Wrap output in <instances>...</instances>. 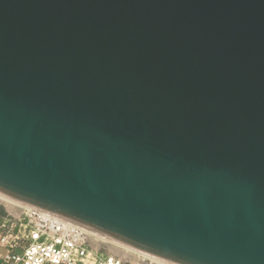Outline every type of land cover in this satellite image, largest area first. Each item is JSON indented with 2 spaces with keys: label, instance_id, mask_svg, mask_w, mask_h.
I'll return each mask as SVG.
<instances>
[{
  "label": "water",
  "instance_id": "water-1",
  "mask_svg": "<svg viewBox=\"0 0 264 264\" xmlns=\"http://www.w3.org/2000/svg\"><path fill=\"white\" fill-rule=\"evenodd\" d=\"M0 194L169 264H264V0H0Z\"/></svg>",
  "mask_w": 264,
  "mask_h": 264
},
{
  "label": "built area",
  "instance_id": "built-area-1",
  "mask_svg": "<svg viewBox=\"0 0 264 264\" xmlns=\"http://www.w3.org/2000/svg\"><path fill=\"white\" fill-rule=\"evenodd\" d=\"M0 223V260L5 264H169L149 255L134 260L100 255L92 233L27 207L18 216L5 209ZM108 244V243H107ZM97 248V249H96Z\"/></svg>",
  "mask_w": 264,
  "mask_h": 264
},
{
  "label": "bare ground",
  "instance_id": "bare-ground-1",
  "mask_svg": "<svg viewBox=\"0 0 264 264\" xmlns=\"http://www.w3.org/2000/svg\"><path fill=\"white\" fill-rule=\"evenodd\" d=\"M0 201H3L5 202V204H7V206L9 207V210L7 209V206H6V209L9 211L8 213L14 215V216H18L20 213H21V210L23 208H27V206L19 203V202H16L10 198H7L3 195L0 194ZM92 233V232H90ZM95 241H98V240H101V241H104V242H107L109 244H111L112 246H114L115 248H118V249H121L123 250L125 253H127L128 255H133L135 258L138 257V256H141V255H145V254H142L138 251H135V250H132L126 246H123L121 244H118L116 242H113L112 240H109V239H106L104 237H101L99 235H96L94 233H92ZM97 249V248H96ZM115 255V254H113Z\"/></svg>",
  "mask_w": 264,
  "mask_h": 264
},
{
  "label": "rangeland",
  "instance_id": "rangeland-1",
  "mask_svg": "<svg viewBox=\"0 0 264 264\" xmlns=\"http://www.w3.org/2000/svg\"><path fill=\"white\" fill-rule=\"evenodd\" d=\"M6 206H7V204H5V202L0 201V212H5ZM7 209L9 210L8 206H7ZM7 209H6V211L9 212ZM96 247L99 250V254L102 256L107 255V254H111V255L115 254V256H118L120 258L124 257V258H129L130 260L135 259V257L133 255L130 256L127 253H125L123 250L115 248L114 246H112L109 243L108 244L107 243H105V244L97 243Z\"/></svg>",
  "mask_w": 264,
  "mask_h": 264
},
{
  "label": "crops",
  "instance_id": "crops-1",
  "mask_svg": "<svg viewBox=\"0 0 264 264\" xmlns=\"http://www.w3.org/2000/svg\"><path fill=\"white\" fill-rule=\"evenodd\" d=\"M4 212H0V223H1V219L2 217L4 216ZM4 253V250L3 249H0V256ZM0 264H5L3 263L1 260H0Z\"/></svg>",
  "mask_w": 264,
  "mask_h": 264
}]
</instances>
